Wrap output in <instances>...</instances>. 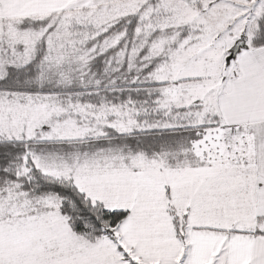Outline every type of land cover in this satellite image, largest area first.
<instances>
[{
  "label": "snow or ice",
  "instance_id": "snow-or-ice-1",
  "mask_svg": "<svg viewBox=\"0 0 264 264\" xmlns=\"http://www.w3.org/2000/svg\"><path fill=\"white\" fill-rule=\"evenodd\" d=\"M0 264H264V0H0Z\"/></svg>",
  "mask_w": 264,
  "mask_h": 264
}]
</instances>
